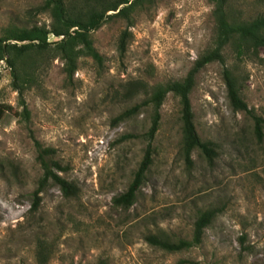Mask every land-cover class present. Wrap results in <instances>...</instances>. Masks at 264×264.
I'll return each mask as SVG.
<instances>
[{
	"label": "rangeland",
	"instance_id": "374dc122",
	"mask_svg": "<svg viewBox=\"0 0 264 264\" xmlns=\"http://www.w3.org/2000/svg\"><path fill=\"white\" fill-rule=\"evenodd\" d=\"M43 0H0V32L7 24L50 25ZM77 9L99 0H65ZM212 0H138L129 13L106 17L91 31L103 56L82 55L67 80L63 60L47 54L24 93L23 115L10 67L0 60V264H264V50L238 57L232 44L225 61L195 75L189 93L201 140L212 142L208 159L183 149L181 105L169 91L159 107L151 140L152 162L133 203L112 197L126 189L148 142L153 106L143 104L119 121L113 117L149 96L154 86L180 80L215 37ZM230 19L264 14V0H228ZM113 12L108 10L107 13ZM125 31L123 49L121 35ZM52 33L50 41L58 39ZM228 67L251 112L230 104L222 75ZM133 90L130 97L125 89ZM254 116L259 117L260 137ZM131 134L130 136H123ZM34 138L56 149L78 185L66 197L49 181L37 210L31 193L42 173ZM213 208L200 243L170 251L145 239L191 238L196 216Z\"/></svg>",
	"mask_w": 264,
	"mask_h": 264
},
{
	"label": "trees",
	"instance_id": "16d2710c",
	"mask_svg": "<svg viewBox=\"0 0 264 264\" xmlns=\"http://www.w3.org/2000/svg\"><path fill=\"white\" fill-rule=\"evenodd\" d=\"M98 6L87 10L68 6L65 0H43L39 6L49 11L50 25L32 24L20 26L7 24L0 32V60H4L10 67L11 85L18 92L19 102L23 107V115L28 118L29 111L25 99V91L31 87L36 80V70L41 60L47 54H56L64 62L63 69L67 80H71L77 69V60L82 55L91 56L98 64L102 63L103 56L93 45L91 31L98 28L106 17L122 15L129 18V13L138 0H99ZM214 3L212 13L215 20V37L213 46L202 52L188 69L185 76L180 80H170L162 85L154 86L149 96L140 102H135L126 107L113 117V121H119L136 113L138 109L147 103L153 106L151 123L146 131L148 142L145 146L143 156L133 173L132 179L125 190L114 195L112 201L117 206L127 207L135 199L136 192L141 186L145 173L152 162L151 140L159 124V107L165 95L171 91L179 97L181 105V122L183 133V149L187 161L190 160V152L194 147L199 148L203 154L211 159L216 151L212 142L201 140L193 121L189 93L194 84L196 73L207 63L220 61L224 63L223 50L227 44L233 45L235 54L240 56H257V49L264 50V14H259L251 19H230L226 5L228 0H212ZM108 10L113 12L107 13ZM52 33L59 36L58 39L50 41L48 35ZM125 31L120 40V49H123ZM222 75L226 85V92L230 104L235 109H244L251 112L247 103L240 97L236 81L232 71L224 66ZM132 84L125 89L124 96L130 97L134 87ZM255 128L260 137L259 117L254 116ZM131 134L123 135L130 136ZM36 147V158L42 169L37 186L31 193L30 210L38 209L41 201L40 191L47 182L56 184L66 197L78 193V185L62 176L59 171L66 168L60 160L56 159V149L53 146L43 145L34 138ZM215 215L213 208L201 211L194 220L191 238H178L171 240L155 233H148L145 239L157 247L176 251L188 248L201 242L204 229ZM97 264H106L100 260Z\"/></svg>",
	"mask_w": 264,
	"mask_h": 264
}]
</instances>
